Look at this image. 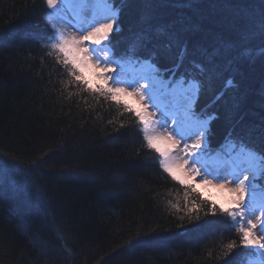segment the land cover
Segmentation results:
<instances>
[{
    "label": "trees",
    "instance_id": "1",
    "mask_svg": "<svg viewBox=\"0 0 264 264\" xmlns=\"http://www.w3.org/2000/svg\"><path fill=\"white\" fill-rule=\"evenodd\" d=\"M114 2L122 8V30L112 42L118 58L140 20L134 3ZM190 3L195 7L164 0L157 19L183 26L188 53L178 75L190 72L193 61L212 70L211 86L196 107L217 115L209 134L214 147L231 132L241 136L242 128L259 127L264 116V60L241 58L242 48L255 49L260 41L240 36L246 21L259 17L261 0ZM47 16L44 0H0V183L2 153H8L15 157L9 160L15 169L9 187L20 188L0 191V264H245L251 250L219 258L226 243L238 241L226 218L204 216V206L201 220L190 223L171 208L169 201L183 204L184 188L159 168L158 154L146 147L132 113L103 97L77 94L75 85L65 88L68 77L45 46L53 34ZM222 41L236 44L228 57L201 54H211ZM177 51L154 61L162 73L170 74ZM229 79L235 87L225 88ZM32 193L47 200V215L34 206ZM137 233L153 239L120 247Z\"/></svg>",
    "mask_w": 264,
    "mask_h": 264
},
{
    "label": "snow or ice",
    "instance_id": "2",
    "mask_svg": "<svg viewBox=\"0 0 264 264\" xmlns=\"http://www.w3.org/2000/svg\"><path fill=\"white\" fill-rule=\"evenodd\" d=\"M44 3L48 12L46 26L53 33L45 46L68 77L65 88L75 85L77 94L82 91L103 97L132 113L141 126L146 147L158 154L159 168L184 188L183 204L169 201L171 208L183 212L181 219L187 217L190 223L201 220L204 206L208 208L204 216L222 215L238 235V241L226 243L219 258H227L233 250L242 248L258 255L264 264V184L257 182L264 180V116L259 127L253 124L242 128L240 137L234 139L230 135L218 149L211 148L208 138L215 117L197 114L195 104L211 86L212 70L203 62L193 61L190 72L178 75L188 49L181 39L183 26L178 28L157 19L164 0H121L122 7L136 5L140 27L134 32L129 48L118 58L107 47L122 30V8L114 0H44ZM182 6L195 7L190 0H182ZM259 7V17L249 18L240 32L244 41H260L255 49H241V58L249 63L258 58L264 60V0ZM66 10L77 23L63 15ZM235 47L232 41H222L211 54L206 51L201 54L228 57ZM173 49H178L174 66L168 70L170 74L162 73L154 61ZM100 52L104 54L99 55ZM229 65L234 72H240L235 61L229 60ZM85 68L92 71L95 83L85 77ZM230 87H235L231 79L225 82V88ZM68 95L71 97L72 93ZM224 95L221 91L216 100ZM156 125L163 131H158ZM244 136L248 139H243ZM2 155L6 159L0 191L11 190L15 194L20 191L19 186L9 187V173L15 174L9 160L15 157ZM197 182L226 193L225 202L217 205L215 200L210 203L204 200L195 186ZM32 199L38 211L47 215L48 202L43 195L37 197L32 193ZM151 239L148 234L137 233L120 247L131 248Z\"/></svg>",
    "mask_w": 264,
    "mask_h": 264
},
{
    "label": "rangeland",
    "instance_id": "3",
    "mask_svg": "<svg viewBox=\"0 0 264 264\" xmlns=\"http://www.w3.org/2000/svg\"><path fill=\"white\" fill-rule=\"evenodd\" d=\"M47 18H48V16H47ZM53 22H56V21H53ZM84 75L90 82H92V83L96 82V78L92 75V71L90 69L85 68L84 69ZM129 103H133V102L130 100ZM158 131H160V130H158ZM215 183H217V182H215ZM195 186L199 189V191L202 193V196L204 198L210 199L211 201L215 200L218 205L225 202L226 193H224L223 191L218 190L217 188H215L211 185L202 186L198 182L196 183Z\"/></svg>",
    "mask_w": 264,
    "mask_h": 264
},
{
    "label": "bare ground",
    "instance_id": "4",
    "mask_svg": "<svg viewBox=\"0 0 264 264\" xmlns=\"http://www.w3.org/2000/svg\"><path fill=\"white\" fill-rule=\"evenodd\" d=\"M73 23H77V19H74ZM230 135L234 139L237 138V137H240V136H238L236 134V132L235 133H232L231 132L230 134H228L227 137H222L217 143L213 144L214 145V149H218L222 144H224L226 142L227 138L230 137ZM242 138L245 139V140H247L245 137H242Z\"/></svg>",
    "mask_w": 264,
    "mask_h": 264
}]
</instances>
